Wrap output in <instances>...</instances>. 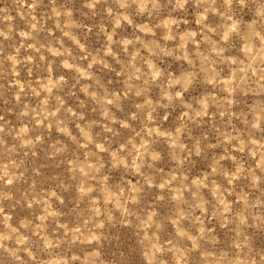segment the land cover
<instances>
[{
  "label": "clouds",
  "instance_id": "clouds-1",
  "mask_svg": "<svg viewBox=\"0 0 264 264\" xmlns=\"http://www.w3.org/2000/svg\"><path fill=\"white\" fill-rule=\"evenodd\" d=\"M0 264H264V0H0Z\"/></svg>",
  "mask_w": 264,
  "mask_h": 264
}]
</instances>
